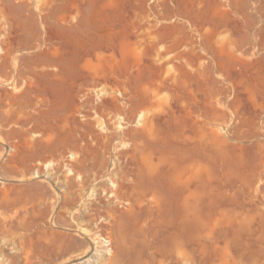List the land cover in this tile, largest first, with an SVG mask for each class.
Masks as SVG:
<instances>
[{"label":"rangeland","instance_id":"obj_1","mask_svg":"<svg viewBox=\"0 0 264 264\" xmlns=\"http://www.w3.org/2000/svg\"><path fill=\"white\" fill-rule=\"evenodd\" d=\"M113 181L120 264H264V0H0V260L37 193ZM59 210L35 248L87 263Z\"/></svg>","mask_w":264,"mask_h":264},{"label":"bare ground","instance_id":"obj_2","mask_svg":"<svg viewBox=\"0 0 264 264\" xmlns=\"http://www.w3.org/2000/svg\"><path fill=\"white\" fill-rule=\"evenodd\" d=\"M163 55L165 56L166 54L164 53ZM158 56H161V54L159 53ZM157 58H160V57H157L156 55V59ZM161 58L163 59L162 56ZM162 59L160 62H162ZM167 64L162 65L163 78H165L164 74L170 72V68L166 67ZM99 91H103V93H109L115 96L114 93L120 92V89L117 87H113L112 92L106 91L105 89H102ZM153 91L154 92L151 93L150 90H146V94L149 95L152 100L153 98L158 96L157 90L154 89ZM117 116L119 117V114ZM136 118H138V122L142 125V129L148 131L149 134L151 135L152 133L150 132H152L154 122H155V115L151 112V108L149 106L141 107L136 114ZM28 143L31 144L32 141H29ZM51 161L52 159L50 161L48 160V162H51ZM44 163L46 164V161ZM71 178L72 177L65 175V180H66L65 182H69ZM113 179L114 178H112V180ZM66 185H67L66 186L67 189L63 191L62 194H59V193L56 194L55 191L54 192L51 191L49 193L43 192V193L36 194L37 190L32 193L36 195L33 196V199L29 200L28 204L31 205V208L27 206L25 208L26 213L21 219V221L19 223H15V224H19V226L24 231L20 235L16 233L15 236H12L11 238L8 237L9 245H12L13 249L17 248L18 251H15L14 253L9 252V258H8V255L6 256L7 259H9V261L3 258L2 260H0V264H56L59 261V258L70 250V248H65V245L67 241L75 240L73 239L74 237L69 235L68 237H66L65 240L64 238L60 239L59 241L60 243L57 244V248L55 247L57 249V252H55L53 256H51L50 254H46L45 253L46 251L44 252V251L37 250L35 248V244L40 246V244H43L41 242L42 239L46 241V239L49 238L48 237L49 233L51 232L53 234V231H50L48 233V231L45 229V226H46L47 219H52L55 216V213L58 208H60V210L57 213V216H58V219H56L57 223H64V224L72 225L69 223L70 219L65 217L69 213L71 218H73L75 221L78 220L77 227H80L82 233L85 234L84 240L81 241L78 247L76 246L77 250L80 251L79 253H76V254H78L79 256L83 254L88 255L92 251H94V253L88 257V260H87L88 262L86 261L87 263L85 264H120L119 263L120 258L117 252L115 251L116 249L113 250L114 247H112L110 243L116 240L117 242L125 245L126 239L121 230L120 221L122 220V217L119 214V209L117 208V206L114 205V202L116 199L117 200L125 199V196L127 195V193H124V191L121 192V190L118 188V184L115 181H113L112 185H114L115 188L109 190V192L113 194V197L110 199L111 201L104 203L105 213H102L97 210V207H96L97 204H96L95 199L93 198L96 196L97 197L96 200H98L101 196V193L96 188H93V190H91L88 195H86L84 192L78 193V198H77V195L75 194V192L70 191L67 183ZM126 201L128 202V206H127L128 210L133 211L135 209V204L132 201H130V197H128ZM42 204L45 205L44 208L41 207L43 206ZM31 212L33 215L40 217L39 218L40 221H38L37 226L36 227L34 226V228L32 227L35 222L33 219H32L33 221H31L30 224H28V221L26 222V216L31 214ZM17 217L18 215L15 218ZM101 218H104V220L107 221L106 225L98 224L99 222L98 220ZM82 221H87L84 223L88 224V226L87 227L83 226ZM9 222H12V221H9ZM12 225L13 224L9 223V231H11V229L13 228ZM90 225H92V228H89ZM104 227L105 229H103ZM87 238H90V241H92V244L91 242L89 244L86 241ZM51 246L52 248H54L53 247L54 244ZM2 256H4V254H2ZM92 258L94 259L93 261H91ZM74 264H79V263H74Z\"/></svg>","mask_w":264,"mask_h":264}]
</instances>
